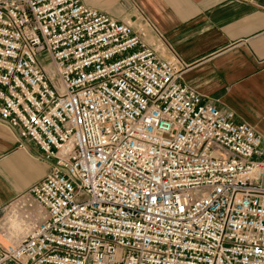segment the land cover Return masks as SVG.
<instances>
[{
    "label": "built area",
    "instance_id": "obj_1",
    "mask_svg": "<svg viewBox=\"0 0 264 264\" xmlns=\"http://www.w3.org/2000/svg\"><path fill=\"white\" fill-rule=\"evenodd\" d=\"M182 69L146 18L0 0V121L50 162L0 264H264L263 138Z\"/></svg>",
    "mask_w": 264,
    "mask_h": 264
},
{
    "label": "crops",
    "instance_id": "obj_2",
    "mask_svg": "<svg viewBox=\"0 0 264 264\" xmlns=\"http://www.w3.org/2000/svg\"><path fill=\"white\" fill-rule=\"evenodd\" d=\"M119 20L146 18L181 61L180 81L234 113L264 141V0H84ZM0 121V217L50 169L33 142Z\"/></svg>",
    "mask_w": 264,
    "mask_h": 264
},
{
    "label": "bare ground",
    "instance_id": "obj_3",
    "mask_svg": "<svg viewBox=\"0 0 264 264\" xmlns=\"http://www.w3.org/2000/svg\"><path fill=\"white\" fill-rule=\"evenodd\" d=\"M8 228H9L10 233L12 234L10 235L11 237L20 236V232L24 230L23 227L20 225V221L18 219H13L12 222H10V225ZM0 238H3L2 232H0Z\"/></svg>",
    "mask_w": 264,
    "mask_h": 264
},
{
    "label": "rangeland",
    "instance_id": "obj_4",
    "mask_svg": "<svg viewBox=\"0 0 264 264\" xmlns=\"http://www.w3.org/2000/svg\"><path fill=\"white\" fill-rule=\"evenodd\" d=\"M40 59L44 62V63H48V57L47 54L44 52L42 53V55L40 56ZM12 222V221H11Z\"/></svg>",
    "mask_w": 264,
    "mask_h": 264
}]
</instances>
